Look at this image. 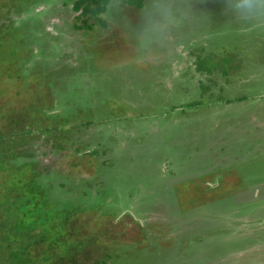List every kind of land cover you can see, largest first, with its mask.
<instances>
[{
	"label": "rangeland",
	"instance_id": "1",
	"mask_svg": "<svg viewBox=\"0 0 264 264\" xmlns=\"http://www.w3.org/2000/svg\"><path fill=\"white\" fill-rule=\"evenodd\" d=\"M73 1L0 0V77L30 87L10 108L37 99L0 118V264H264V50L191 34L137 63Z\"/></svg>",
	"mask_w": 264,
	"mask_h": 264
},
{
	"label": "clouds",
	"instance_id": "2",
	"mask_svg": "<svg viewBox=\"0 0 264 264\" xmlns=\"http://www.w3.org/2000/svg\"><path fill=\"white\" fill-rule=\"evenodd\" d=\"M130 3L101 0L95 17L107 32L120 30L130 42L137 63L153 60L191 34L235 37L253 53L249 59L264 50V0H222V15L227 19L219 26L210 13L197 10L193 0H140L135 21L126 13Z\"/></svg>",
	"mask_w": 264,
	"mask_h": 264
},
{
	"label": "trees",
	"instance_id": "3",
	"mask_svg": "<svg viewBox=\"0 0 264 264\" xmlns=\"http://www.w3.org/2000/svg\"><path fill=\"white\" fill-rule=\"evenodd\" d=\"M100 2H101V0H74L73 3H72V7H73L74 10L78 11L77 18L81 17V19H82L81 23L80 22H75L74 26L76 28H82V29L90 30V29L94 28L96 23H99V24L103 25L102 22L98 21L96 19V17H95V12H96V10L99 7ZM131 3L134 4L137 7H140V0H131ZM91 17L94 20H89ZM0 63L8 64V61L0 60ZM28 80H29V77H28ZM0 81L7 82L6 83L7 87H5L4 84H3V88H2L3 90L7 89V91L0 90V118L3 119V115H4V116H7L6 117L7 119H9L10 121L13 122V120L16 118L14 116L15 113L17 114V113H21L22 112V113L28 114L30 109L33 108V106H32L33 101L36 102L37 99L33 98L31 100L30 99L31 97H30L27 100H25V104L23 105V110L22 111L20 110L19 112H16V110L14 108H10V105L12 104L11 101L14 100V99H11V96L19 95L20 91L23 89L22 87H24V93H27L28 91H30V87L29 86L27 87L28 84H25L26 86H24V84L21 85V83H18V85H17V83H15L14 81L11 80L12 82H10L9 80L3 79L1 77H0ZM0 83H2V82H0ZM14 90L16 91V93H13ZM10 91L12 92L11 94H10ZM55 95L56 96H55L54 99L57 98V94H55ZM59 97H61V96H59ZM44 101L43 102L46 103V104H48L49 102L51 104L54 103V101H52V100L49 101V99L48 100H44ZM194 103H198V100H196ZM5 112H7V113H5ZM56 115H58V114H56ZM58 117L61 120H64L68 116L65 115V114H61ZM32 124H33V126H32ZM25 125L28 126L27 128L30 129V131L32 133L35 132L34 136H36V135L40 136V133L44 132V129H43L44 127L42 129H41V127L40 128L39 127H35L34 123H32L31 121L25 123ZM24 132H27V131H24ZM10 141H11L10 139H7V140H4V141L0 142V151H3L5 153H10L11 154L10 149L8 148V144H9ZM13 154L16 155L17 153L14 152ZM34 164L35 163L32 162V161H24V170L21 171V174L19 173L20 176H23V178H24V184H23L24 188L31 187L32 186L31 181L33 182V179H34V177H36L37 173L41 174V171H39L37 169V167H36L37 165L36 164L34 165ZM12 166H13V168L16 167L14 164ZM17 170L18 169H16V171ZM16 171H12V172H16ZM20 176L17 177V181H22L23 178L21 179ZM37 195L35 196V198L36 199H40L38 197L39 195L38 196ZM33 198H34V196H33ZM28 201L30 202V200H28Z\"/></svg>",
	"mask_w": 264,
	"mask_h": 264
}]
</instances>
